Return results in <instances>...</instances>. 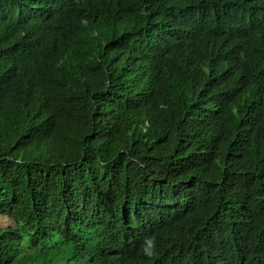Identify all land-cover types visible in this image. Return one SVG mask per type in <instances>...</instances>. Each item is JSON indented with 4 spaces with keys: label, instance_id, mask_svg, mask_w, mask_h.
Instances as JSON below:
<instances>
[{
    "label": "trees",
    "instance_id": "obj_1",
    "mask_svg": "<svg viewBox=\"0 0 264 264\" xmlns=\"http://www.w3.org/2000/svg\"><path fill=\"white\" fill-rule=\"evenodd\" d=\"M142 4V33L168 35L172 61L146 63L134 48L119 47L115 12L106 16L99 0H84L60 28L49 62L31 68L0 110V216L17 211L14 227L0 231V264H172L188 256L226 264L223 250L236 234L264 222V115L243 119L264 109L262 63L219 71L241 58L240 42L264 22V8L232 18L220 0ZM200 10L209 12L194 35L185 16ZM83 19L116 43L108 64L118 77L153 90L145 108L115 101L97 113L79 90L45 112L43 90L76 85L79 73H97L104 61L102 49L75 46L71 27ZM219 44L228 48L212 55ZM254 55L264 51L247 52ZM191 58L199 87L174 63ZM204 65L221 74L219 82ZM249 125L261 135L241 144L236 134ZM149 235L158 246L151 258L140 251Z\"/></svg>",
    "mask_w": 264,
    "mask_h": 264
},
{
    "label": "clouds",
    "instance_id": "obj_2",
    "mask_svg": "<svg viewBox=\"0 0 264 264\" xmlns=\"http://www.w3.org/2000/svg\"><path fill=\"white\" fill-rule=\"evenodd\" d=\"M103 6L105 15L112 8L116 17L115 27L119 47L134 48L132 53H136L139 59L146 63H157L168 61L165 47L168 44L169 37L161 31L142 33V11L144 6L142 0H119L118 6H113V0H99ZM220 5L227 15L232 18L238 17L244 11H250L256 6L264 8V0H220ZM84 0H0V110L6 107L13 94L20 92L23 87L25 75L31 68L45 66L51 57L52 48L60 37V28L66 23L72 13L83 9ZM195 7L187 10L191 12ZM209 11L200 10L192 13H186V23L192 26V34H197L201 29V18ZM170 23V30H176L174 21L167 17ZM166 21V22H167ZM95 23L92 20L83 19L77 21L72 27L71 32L75 46L78 45L82 50L95 53L97 49L104 51L101 60V67L92 71H83L78 83L70 86L60 87L51 86L43 90L41 99L45 105V112L50 115L55 110L61 109L60 103L63 95L67 91H74L75 95L79 90H83L91 96L94 109L100 113L109 103L115 101L127 102V104L145 108L153 100V90L148 87H132L119 78L117 72H114L112 62H108L114 57L116 43H113L108 33L98 38L99 31L95 29ZM225 27V26H224ZM245 42V45H244ZM243 48L240 59H234V63L228 65L227 69L220 72H230L236 70L243 63H262V83L264 86V55L247 56L250 50L264 51V22L248 38L240 42ZM254 45V46H253ZM228 46L219 44L212 49V55H216ZM172 61V59H170ZM190 64L184 65L180 62H174L178 69L185 70L191 74L199 87L197 75L192 70L198 65L197 60L191 58ZM213 81L219 82L221 74L211 72ZM120 72V71H118ZM222 73V74H224ZM78 74V75H79ZM29 89L22 94H27ZM230 91H224L223 95ZM230 94V93H229ZM223 97V96H222ZM84 99V97H83ZM264 115V109L258 113L245 116L243 119H258ZM222 119V118H221ZM150 126L149 120H146L144 132ZM264 128V127H263ZM0 128V133H2ZM261 135V128H255V125H249L244 130L236 134L238 142L245 144L255 134ZM0 152V157L2 156ZM189 181L194 185V177L188 176ZM159 201L166 200L168 190L161 189ZM17 211L14 209L8 216H0L7 223L0 226V231L14 227L12 218ZM249 228L236 234L232 243L223 250L226 264H264V222L258 224L250 232ZM250 232V233H249ZM157 238L154 235L146 236L141 244L140 251L143 256L151 258L157 252ZM171 264V263H169ZM172 264H203L201 258H195L194 262L191 256L179 260Z\"/></svg>",
    "mask_w": 264,
    "mask_h": 264
},
{
    "label": "rangeland",
    "instance_id": "obj_3",
    "mask_svg": "<svg viewBox=\"0 0 264 264\" xmlns=\"http://www.w3.org/2000/svg\"><path fill=\"white\" fill-rule=\"evenodd\" d=\"M6 223H7V221L5 219H0V226L5 225Z\"/></svg>",
    "mask_w": 264,
    "mask_h": 264
}]
</instances>
